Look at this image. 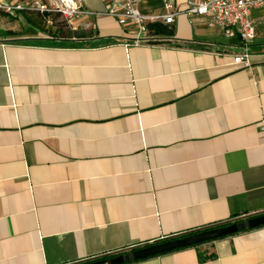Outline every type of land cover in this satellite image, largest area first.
<instances>
[{
  "label": "crops",
  "instance_id": "0c3cea01",
  "mask_svg": "<svg viewBox=\"0 0 264 264\" xmlns=\"http://www.w3.org/2000/svg\"><path fill=\"white\" fill-rule=\"evenodd\" d=\"M84 5L97 15L67 26L84 37L0 12V264H84L264 213V6L243 68L241 38L203 18L127 45L109 0ZM125 264H264V225Z\"/></svg>",
  "mask_w": 264,
  "mask_h": 264
},
{
  "label": "built area",
  "instance_id": "2783aa9c",
  "mask_svg": "<svg viewBox=\"0 0 264 264\" xmlns=\"http://www.w3.org/2000/svg\"><path fill=\"white\" fill-rule=\"evenodd\" d=\"M264 6V0H187L184 5L165 4L163 14L148 15L138 7V0H109L106 15L113 17L123 27L134 30L127 45H152L155 41L171 40V37L156 36L149 32L150 23L161 21L173 25L181 14H188L193 18H203L209 27H221L227 36L238 35L244 51L234 55V63L243 68H250L251 52L249 45L257 37V23L252 18V10ZM0 12L15 15L19 12L40 13L47 17L46 25H53L52 16L59 15L68 25L75 26L74 21L85 16L97 15L87 9L84 0H17L15 3L0 1ZM194 23V19L191 20ZM90 22L84 21L85 28Z\"/></svg>",
  "mask_w": 264,
  "mask_h": 264
},
{
  "label": "water",
  "instance_id": "95a60500",
  "mask_svg": "<svg viewBox=\"0 0 264 264\" xmlns=\"http://www.w3.org/2000/svg\"><path fill=\"white\" fill-rule=\"evenodd\" d=\"M163 41H155L152 45H161ZM264 225V213L230 224L212 227L196 233L176 237L167 241L154 243L145 247L122 253L115 256L98 259L84 264H125L131 261L141 260L173 250L205 243L228 235H233L247 229H253Z\"/></svg>",
  "mask_w": 264,
  "mask_h": 264
},
{
  "label": "trees",
  "instance_id": "16d2710c",
  "mask_svg": "<svg viewBox=\"0 0 264 264\" xmlns=\"http://www.w3.org/2000/svg\"><path fill=\"white\" fill-rule=\"evenodd\" d=\"M26 16L30 21H32L34 24H36V26H38L39 28H43L44 24H46V22H47V17L45 15L40 14V13H28V14H26ZM51 18L53 21V25L48 29V33L50 36L62 37V36H65L66 33H68L70 36L74 35L76 37H84L85 36L81 32L69 33L68 29H67V26H68L67 22L64 19H62V17H60L59 15H53ZM59 18H61V20ZM148 27H149V32L152 35L164 36V37H173L175 35L174 26L164 24L161 21L150 23L148 25ZM238 221H240V220H238ZM230 223L229 222L228 223H222L219 225H214V226L208 227L206 229H209L212 227H217V226H223V225H227ZM202 230H205V229L198 230L197 232L202 231ZM193 233H196V231ZM107 256H109V255L103 256L101 258H106ZM94 260H97V259H94ZM94 260H89V261H94ZM89 261H87V262H89Z\"/></svg>",
  "mask_w": 264,
  "mask_h": 264
},
{
  "label": "rangeland",
  "instance_id": "374dc122",
  "mask_svg": "<svg viewBox=\"0 0 264 264\" xmlns=\"http://www.w3.org/2000/svg\"><path fill=\"white\" fill-rule=\"evenodd\" d=\"M59 19L61 20V18H59ZM62 19H63V18H62ZM18 22H19V23L21 22L22 24L25 25L24 21H22V20H21V21L19 20ZM0 24H1V20H0ZM45 26H46V24H44V27H43V28H46ZM48 29H49V28H48ZM48 29H47V31H48Z\"/></svg>",
  "mask_w": 264,
  "mask_h": 264
}]
</instances>
